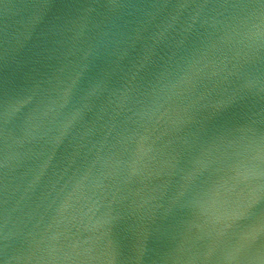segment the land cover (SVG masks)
<instances>
[{
    "label": "water",
    "instance_id": "water-1",
    "mask_svg": "<svg viewBox=\"0 0 264 264\" xmlns=\"http://www.w3.org/2000/svg\"><path fill=\"white\" fill-rule=\"evenodd\" d=\"M0 264H264V0H0Z\"/></svg>",
    "mask_w": 264,
    "mask_h": 264
}]
</instances>
